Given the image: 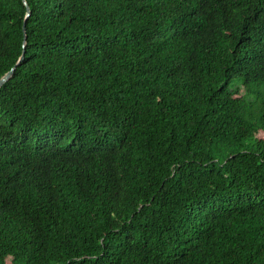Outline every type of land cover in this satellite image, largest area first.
Listing matches in <instances>:
<instances>
[{"label": "trees", "instance_id": "16d2710c", "mask_svg": "<svg viewBox=\"0 0 264 264\" xmlns=\"http://www.w3.org/2000/svg\"><path fill=\"white\" fill-rule=\"evenodd\" d=\"M26 2L0 0V264H264V0Z\"/></svg>", "mask_w": 264, "mask_h": 264}, {"label": "water", "instance_id": "95a60500", "mask_svg": "<svg viewBox=\"0 0 264 264\" xmlns=\"http://www.w3.org/2000/svg\"><path fill=\"white\" fill-rule=\"evenodd\" d=\"M23 3L25 4V8H26V13H25V19H26V17H28L30 15V9H29V6H28L26 0H23ZM25 19L23 21V27H22V29H23L22 52H21L20 56L18 57V59L16 60V62L13 64V66L8 71H6L4 74L1 75L0 86H2L12 76L16 66L19 65L24 58V47H25V40H26Z\"/></svg>", "mask_w": 264, "mask_h": 264}, {"label": "rangeland", "instance_id": "374dc122", "mask_svg": "<svg viewBox=\"0 0 264 264\" xmlns=\"http://www.w3.org/2000/svg\"><path fill=\"white\" fill-rule=\"evenodd\" d=\"M231 88H233V85L231 86Z\"/></svg>", "mask_w": 264, "mask_h": 264}]
</instances>
